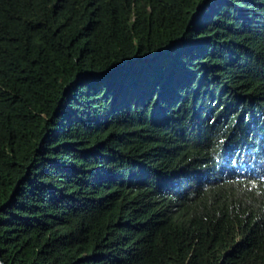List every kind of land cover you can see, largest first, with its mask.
I'll list each match as a JSON object with an SVG mask.
<instances>
[{
  "label": "trees",
  "instance_id": "1",
  "mask_svg": "<svg viewBox=\"0 0 264 264\" xmlns=\"http://www.w3.org/2000/svg\"><path fill=\"white\" fill-rule=\"evenodd\" d=\"M0 264H264V0H0Z\"/></svg>",
  "mask_w": 264,
  "mask_h": 264
}]
</instances>
